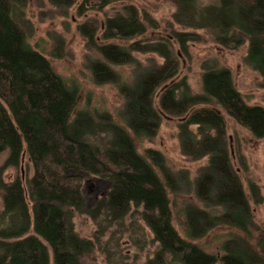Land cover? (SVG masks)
Listing matches in <instances>:
<instances>
[{"label":"trees","instance_id":"16d2710c","mask_svg":"<svg viewBox=\"0 0 264 264\" xmlns=\"http://www.w3.org/2000/svg\"><path fill=\"white\" fill-rule=\"evenodd\" d=\"M118 1L49 3L65 10L78 4L82 13L87 4L103 11ZM171 1L176 7L173 22L187 30L172 29L153 42L138 39L149 28L157 30L158 23L131 4L111 7L113 13L105 16L102 39L113 42L98 44L94 39L98 27L89 23L78 27L88 39L87 46L104 60L103 67H95L96 62L89 65L97 84L117 82L116 67L140 65L135 53H155L163 60L145 70L134 86L119 90L125 98L124 125L106 112L73 120L78 88L31 47L29 23L14 14L17 9L22 12L27 0H0V154L8 153L4 166L17 167L24 154L32 165V176L25 183L0 178V264H50L49 251L53 264H82L81 258L94 250L95 243L77 235L74 216L84 214L94 220L104 216L110 226L120 223L132 206L141 209V219L157 244L145 264H264V229L255 235L252 207L227 148L225 119L214 109L221 108L260 139L264 107L245 102L228 68L216 62L203 66L200 93H193L182 78L159 97L162 112L187 115L178 124L182 155L206 159L193 180L188 171L171 170L160 151L148 148L142 155L136 147V142L152 141L157 135L161 115L153 98L177 74L173 46L188 56L189 44L202 38L200 31L228 49L245 45L244 62L260 76L264 89V0H210L206 5L199 0ZM100 134L107 136L103 149L88 140ZM91 177L107 180L110 189L88 208L84 187ZM247 182L252 202L259 205L263 202L260 187ZM184 192L193 194L197 202H182V235L173 223V207L178 204L169 193ZM221 226L242 234L230 236L219 255L197 244Z\"/></svg>","mask_w":264,"mask_h":264},{"label":"rangeland","instance_id":"374dc122","mask_svg":"<svg viewBox=\"0 0 264 264\" xmlns=\"http://www.w3.org/2000/svg\"><path fill=\"white\" fill-rule=\"evenodd\" d=\"M199 3L206 5L210 3V0H199ZM123 4L134 5L141 15L148 14L159 25L157 30L149 28L147 34L138 40L147 38L153 42L159 37L168 36L172 29L187 30L173 22L176 7L171 0H119L118 3L105 7L103 11L91 9V5L87 4L86 10L84 9L82 13L78 11V4L65 10L50 4L49 0H27L22 12L18 9L14 10L18 18H23L22 20L29 23L26 32L31 47L47 58L54 71L67 83H73L78 88L73 120L79 117L88 119L95 115V112H106L116 122L124 124L121 114L125 108V98L119 90L122 86H134L136 79L145 70L152 68V65L163 63L162 58L155 53H135L134 56L140 65L133 63L116 67L119 74L117 82L97 84L93 81L89 65L96 62L99 66L95 67H103L104 60L99 51L87 46L88 39L79 32L78 27L83 23H89V26L98 27V32L94 36L98 44L113 42L103 40L101 31L106 14L113 13L111 7L119 8ZM198 33L202 38L198 42L189 44L188 56L184 55L176 45L173 46L172 52L178 62L177 74L158 88L153 98L154 106L161 115L157 135L152 141L136 142L140 154L144 155L148 148L156 149L164 155L171 170L188 171L192 180L197 176L200 167L206 163V159L190 160L182 155L178 139V124L187 115L176 117L162 112L158 103L161 92L167 86L186 78L191 91L200 93L203 66L216 62L218 66L226 67L231 71L234 87L246 103L264 107L261 78L244 62L246 46L243 45L235 50L228 49L215 43L207 32ZM102 76L105 77L106 73L104 72ZM216 107L214 109L225 119L227 148L232 165L240 176L250 201L256 229L254 233L258 236L257 231L264 229V137L254 138L247 129L229 118L221 108ZM77 114H79L78 117H76ZM106 138L105 134H100L94 138L89 137L88 140L103 149L107 144ZM7 157V152L0 154V178L7 183L16 178L24 183L27 182L32 176V165L27 156L23 155L17 167L4 166ZM247 180L255 182L260 187L263 202L259 205H255L251 200ZM109 189L110 184L107 180L91 177L84 187L87 207L92 208L96 205L99 198L103 197ZM96 197L98 200H95ZM169 197L178 204L173 207V223L183 235L184 217L179 212L182 202L189 200L196 203L197 201L193 194L185 192L182 195L169 193ZM140 213V208L132 206L130 213L120 223L112 222L110 226L104 216L94 220L88 215L76 214L73 218L75 232L81 238L92 239L95 243L94 250L81 258L82 264H145L148 258H152L157 244L153 242V234L141 219ZM241 234L238 230L221 226L197 241V244L205 251L219 255L221 245L230 236ZM250 241L256 242V240ZM49 253L50 264H53L51 251ZM218 263L219 261L216 264Z\"/></svg>","mask_w":264,"mask_h":264},{"label":"flooded vegetation","instance_id":"af4514ba","mask_svg":"<svg viewBox=\"0 0 264 264\" xmlns=\"http://www.w3.org/2000/svg\"><path fill=\"white\" fill-rule=\"evenodd\" d=\"M96 198H97V197H96ZM96 198H95V199H96Z\"/></svg>","mask_w":264,"mask_h":264}]
</instances>
